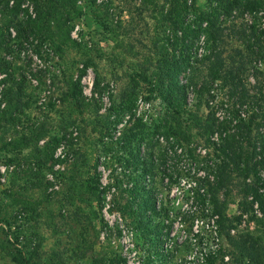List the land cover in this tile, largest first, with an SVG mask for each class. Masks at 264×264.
<instances>
[{"label":"trees","instance_id":"obj_1","mask_svg":"<svg viewBox=\"0 0 264 264\" xmlns=\"http://www.w3.org/2000/svg\"><path fill=\"white\" fill-rule=\"evenodd\" d=\"M13 1L10 4L11 0H0V157L6 166L14 165L10 175L15 182L13 187L0 191V234L7 237L0 240V251H5L8 264H41L38 260L41 259L42 227L58 234L67 230L76 231L73 227L77 226L81 227L77 237L82 240L77 249L87 255L94 252L99 244L98 225L103 196L97 164H91L87 152L85 155L81 150H75V143L70 137L67 138L68 146L65 143L64 157H56L66 132L64 135L53 134L49 112L43 111L42 114L36 110L39 100L46 98L45 92L50 91L47 98L51 97L50 83L46 78L52 66L51 60L58 57L64 64V56L80 46L72 31L83 8L78 0ZM26 2L32 4L34 16L23 7ZM140 3L142 9L151 13L150 17H146L148 22L153 21L151 48L146 53L129 48V53L135 58L141 57V60L134 64L129 75L132 86L127 98L124 97V106L114 107V111L117 114L131 111L143 95L145 99H158L165 104L168 114L156 124L157 133L163 128V133L170 138L174 136V141L189 145L194 137L192 130H198L197 135L211 148L208 157L199 158V161H203L214 176L213 180L202 179L201 184L206 187L214 211L219 214L220 235L226 238L228 244V248L223 247L216 255L208 256L205 264H264V232L231 234L234 222L240 221L241 217L231 220L226 212V202L219 200L220 195L231 197L233 189L241 187L245 197L252 195L258 201L264 215V192L260 191V187H264V179L259 175L260 167L264 166V82L261 83L258 78L263 68L252 65L254 61H264V29L258 32L255 23L241 22L239 30L234 33L239 41L247 45L227 53L221 48L225 22L220 20L222 13H232L234 9H264V1L210 0L208 10L196 6V0L191 4L188 0H140ZM108 4L111 5L112 0L105 3L86 0V8L94 7L95 23L112 30L115 35L108 23V13L102 10ZM143 18L145 20V16ZM11 29L16 30L15 35ZM178 31H181V37H177ZM200 36L204 37L206 47L202 52H196L194 41ZM13 41H18L20 46L23 43L34 45V52L44 61L45 68L28 71L26 67L18 66L13 57ZM84 55V67L75 78L71 77L63 97L67 107L72 112L77 110L82 116L86 108H90L86 105L82 89V78L89 66L96 69L93 92L101 94L104 90L102 74L96 62L101 60L102 54H94L86 47ZM252 69L254 85L251 90L248 73ZM33 78L36 86L32 85ZM181 79L185 82L181 83ZM214 85L235 100L227 109L228 118L224 120H219L215 112L210 111L204 116L190 108L189 90L199 98L205 94L213 98L211 90ZM244 106L246 114L242 115L241 108ZM97 117L101 119V115L97 114ZM106 120H109L107 135L112 137L113 121L108 117ZM72 125L76 126L71 131L70 124L62 128L70 134L76 127L82 128L76 120ZM138 125V128L144 126ZM97 131L101 133V139L104 138L102 131ZM152 141H148L150 147L158 143L153 145ZM138 144L125 154L127 163H132L145 174L154 175L156 165L153 160L158 156L148 150L142 153ZM121 149L127 151L118 139L108 146V150L114 151L113 160H121ZM70 152H74L75 157L68 164ZM158 160L163 163L165 151L159 154ZM57 164L67 166L55 169ZM48 175L60 183L55 193L48 192L50 187L57 185L51 178L48 179ZM250 177L255 180L248 182ZM153 181L154 178L152 184ZM128 192L133 198H127L122 209L132 223L148 232L149 236L150 227L144 218L148 210H155V185L148 187L140 178ZM56 205L58 209L51 208ZM244 205L243 211L247 212L250 206L247 203ZM13 234L14 240L9 238ZM68 246L69 243L65 244V248ZM72 249L75 250L74 247ZM101 252L102 258H94L96 264L120 259L118 253L112 250ZM64 253L66 251L53 250L47 264H56L55 261L64 264ZM228 255L230 258L226 261ZM158 256V252L151 253L147 257L149 264H156L154 259Z\"/></svg>","mask_w":264,"mask_h":264},{"label":"rangeland","instance_id":"obj_2","mask_svg":"<svg viewBox=\"0 0 264 264\" xmlns=\"http://www.w3.org/2000/svg\"><path fill=\"white\" fill-rule=\"evenodd\" d=\"M106 1L108 2V0H104V3ZM209 1L210 0H196L195 5L204 10H208L210 8ZM193 2L194 0H188L189 4ZM78 4L82 6L83 10L81 16L75 20L72 32L73 38L80 44V46L74 47L64 56L66 61L64 64L60 63L61 60L58 57H54V59L51 60L52 66H50L49 72L46 74L48 83H50L49 88H51L50 90L52 92L50 95L51 97L47 98L50 93L49 90V92H45L46 98L39 100L36 105V110L40 111L39 113L42 114L43 111L49 112L51 117V131L53 134L64 135L66 132V138L62 141L65 145V150L66 144L68 143L67 138L70 137L75 143V150H81L85 155L87 152L88 158L91 159V164H97L99 183L101 177L99 165L101 162L105 165V170L108 171L110 169L111 176L109 177L108 184L113 183L112 186L115 187V192L113 194L114 199L112 201L113 208L124 214L128 221L135 226L137 232V249L141 252L140 258L142 264H149L147 257L151 253L156 252L159 253V258H164L159 260L158 257H155L154 260L156 264H198L197 258L195 259L193 255L196 247L191 240L192 232L190 220L187 221V226L184 224L185 218L183 205L184 202L188 203V200L183 197L182 201L178 202V197L174 195L176 192L173 193L177 190L179 180L183 175V166L180 165L184 164L183 152L185 149H176V147L169 149L170 157L175 160L176 164L172 163L167 170L166 167H164L165 160H163V163H160L161 161L159 162L158 160L159 154L164 153V151L167 150L166 148L170 142V136L163 133V128H160V133L156 132V124L160 123L159 119H165L166 114H168L164 107L165 104L162 100L147 99L151 103V111L153 113L148 118H145V115L142 114L144 111H142L141 114H138V111H136L138 110V106H136L138 101H136V104L131 111L118 112V114L114 111V107L124 106V103L126 102L124 97L127 98L126 96L130 92L132 86L129 75L132 73L134 64L141 60V57H133L128 51L129 48L133 51L142 53H146L151 48L150 36L152 35L151 31L153 26L151 24L153 21L150 20L148 22L146 19V17H150L151 13L150 11L146 12V10L142 9L140 0H112V4L104 6L102 10L104 13H108V23L114 30V35L112 30H106L95 23L92 14L94 7L86 8V0H78ZM144 16L145 20L143 18ZM220 20L225 22L223 25L225 27V37L224 41L221 43V48H224L227 53H232L235 49L247 45V43L239 41L237 35L234 33L235 30H239L241 22H247V24L250 25L255 23L258 32L264 29V9L259 8L254 11L234 9L232 10V13H222ZM14 31L16 33V30ZM181 35V31H178L177 37H181ZM262 39H264V36ZM12 44V47H15L13 57H15L18 66L26 67L27 70L29 69L28 71L45 68L43 65L44 61L34 52V45L32 46L23 43V45L20 46L18 41H13ZM194 44L196 52H201L199 51V47L202 45L201 36L195 39ZM86 47L91 49L94 54H102L101 60L96 62L98 63L99 72L102 74L101 85L104 87V90L101 94L98 91L97 93L90 92L89 82L92 79L94 80L96 69L89 66L86 72V83L85 86H82V89L86 96V102L88 103H86V105H89L90 108H86L85 114L82 116L79 115L77 110H73L72 112L63 101V97L64 93L67 91L68 82L71 77L75 78L84 67L86 62V56L84 55V53H86ZM205 47L206 44L204 41L203 49ZM74 61H76V63ZM256 62L254 61L252 63L254 68H257L258 66L263 68V73L258 74V78L262 83L264 82V61L262 62L260 60L257 63ZM252 73L253 69L248 73V77H250L249 81L251 83L248 86L251 90L254 85V76L251 75ZM184 82L185 81L181 79V83ZM32 85H37L35 78L32 79ZM211 93L214 95L213 98L208 97L207 94H205L203 98H199L194 95L192 90H189L191 110L204 116L210 111L215 112V115L219 120L228 118L229 111L227 109H230L235 100L228 98L225 91L220 90L215 85L212 88ZM43 95L44 93L41 96ZM103 97L107 99L104 100ZM140 97L145 99L143 95ZM207 100H209L208 104L206 103ZM207 106H210L211 109ZM237 107H239V105H237ZM245 110V106L241 108L242 115L246 114ZM97 114L101 115L100 120H98ZM105 117H108L113 121L114 129L112 137L107 135V121L109 122V120H106ZM74 120H76L77 124L82 128L79 129L76 127L74 130H77V134H70V131L76 126L72 125ZM68 124L71 125L69 129L70 131L68 130L69 133L62 128ZM138 124H144V126L141 125V127L138 128ZM97 130L102 131L104 138L101 139V133ZM197 132V129L192 130L194 137L192 138L191 146L197 148L199 152L202 146L208 151L211 150L202 137L197 135ZM126 133L127 136H125ZM222 135H225V133H222ZM117 139L121 141V144L124 145V147L126 146L127 150L126 152L124 149L119 151V156L122 157L120 158L121 160L118 161L116 159L113 160L112 158L114 151L108 150V146H111L112 141ZM150 139L153 140V145L156 142L158 143H156L154 147H150L148 142ZM140 140H142V142H140ZM137 144L141 146L142 153L148 150L158 156L157 159L153 160L156 165L154 167L156 171L154 175L148 172L145 174L132 163H127V160L124 157L125 154L132 150L131 148L137 147ZM171 150L172 152H170ZM74 157V152L68 154L67 158L70 159L68 164L73 162ZM115 164L119 167L121 166L123 170L121 175L118 170L116 171ZM1 166H5V172L2 173L0 169V191L11 188L15 184L10 175L14 165L6 166L0 157V167ZM63 166L67 165L61 164L62 169ZM165 173H168L171 176L167 184L162 181ZM147 175L151 179L150 186L155 185V193H159L158 195H160L159 204L156 203L155 195V202L153 204L155 205V210H148L144 218L145 223L147 222L150 227L149 236H147L148 232L137 228V225L134 222L132 223L131 218H129L122 209L126 199L133 198L128 191L132 190L134 182L140 178L145 181ZM259 175L263 180L264 166L260 167ZM152 178L155 179V181H153L154 185L152 184ZM48 179L50 180L49 175ZM254 180V177H250L248 182ZM51 181L57 185L50 187L48 192L55 193L56 190H59L60 183H58V179L55 178H52ZM260 189H264V187H260ZM122 197L125 199H122ZM248 197H245L241 193V187L234 188L231 197L226 198L224 195L219 196L221 202H226V212L231 220L234 221L236 220V217H241L240 221L234 222L235 227L232 228L235 229L234 234L246 233L248 231L255 232V234H257V232H264V215L262 214L261 217L255 216L252 203L249 202ZM198 201L200 202V200ZM209 201H211V199H209ZM245 203L250 206V209L247 212L243 211ZM156 204L158 205V209L156 208ZM212 206L214 208L213 204ZM51 208L58 209V206H51ZM101 208L102 204L100 206V222L98 225L99 244L94 252L84 255L77 249V246L82 245V240H79L80 237H77L79 236L78 233H80L81 227L74 226L73 229H77L76 231L71 232V230H67L66 232L55 234L50 228H45L43 226L41 229V259L38 260V262H41V264H47L50 260L49 258L53 255V250L57 249L63 252L66 251L63 255L65 259L64 264H96L94 258H102L103 256L101 250H112L118 253L120 259L113 262L107 260L102 264H126V259H124L121 253L122 249L119 243V232L117 228L111 227L106 222L101 213ZM64 214L66 215L65 212ZM242 214L248 215L245 222H243L244 218L242 217ZM231 234L233 233L231 232ZM14 237L15 234L9 238L14 240ZM6 239L7 237L5 238V234H0V240ZM151 242H153V244ZM68 243L70 246L65 248V244L68 245ZM220 243L221 249L223 247L228 248L227 240L223 235H220ZM57 244H60L59 247H57ZM72 247H74L75 250H73ZM190 255L193 256L192 259L188 258ZM6 261L5 251H0V264H8ZM55 263L62 264L57 261H55Z\"/></svg>","mask_w":264,"mask_h":264},{"label":"built area","instance_id":"obj_3","mask_svg":"<svg viewBox=\"0 0 264 264\" xmlns=\"http://www.w3.org/2000/svg\"><path fill=\"white\" fill-rule=\"evenodd\" d=\"M99 2L104 0H98ZM13 0H11L10 4H13ZM81 3V1H80ZM24 8H28L29 13L34 16V10L32 4L29 2H26L23 4ZM12 34L15 35L14 29H11ZM73 35V32H72ZM202 45L199 47V51H203V44H204V37H201ZM87 73L82 78V84L85 86L86 83V76ZM184 81V80H183ZM90 92H93V84L94 80L92 79L90 82ZM105 97V96H104ZM103 97V98H104ZM107 98H104L106 100ZM137 105L138 106V114H141L142 111H144L145 118H148L150 115H152L151 111V103L142 97L137 99ZM77 134V131L75 130L73 134ZM217 138V135L216 137ZM181 148V150L185 149L184 153V164H181L180 166H183L181 179L179 180V185L176 191L175 196L178 197V202L182 201V198L185 197L188 200L187 202H184L183 205V213H184V224L187 226V221L190 220V227H191V235H192V242L193 245L196 247L194 250V257L197 258L198 264H205L206 258L210 255H216L220 248V231H219V214H217L214 211V208L211 204V201H209L210 197L207 193L206 187L202 186L201 180L204 178H208L210 180H213L214 176L211 174L207 169L206 165L203 161H199V158H204L205 156L208 157V150L206 148H203V146L200 148V152L197 150V148L191 146V143L189 145L180 144L176 141H174V138H170L169 145L167 146V150H165V161H164V167H166V170L168 167L174 163L176 164L175 160H173L170 157L169 149L171 148ZM65 145L62 143L57 151L55 156L56 157H64L65 155ZM176 151V150H175ZM172 152V150L170 151ZM193 154V156H192ZM56 168H60L61 165L57 164L55 166ZM174 167V166H173ZM2 173L5 172V166L0 167ZM105 165L101 162L99 165V172L101 174L100 177V189L103 191V203L101 208V213L103 217L105 218L106 222L111 226L117 228L119 232V243L121 246V253L124 259H126V264H142L140 254L141 252L137 249V232L135 226L131 224L126 216L122 214L120 211L115 210L113 208V199H114V192L115 187H113L112 184H108L109 177L111 176L110 169L107 171L105 170ZM116 171L118 170L119 174L121 175L123 173V170L121 166H117L115 164ZM52 179V176H50ZM169 178L171 176L168 173L164 174V178L162 181L167 184L169 182ZM4 180V178H3ZM145 185L150 186L151 179L147 175L145 180ZM110 185V186H108ZM108 186V187H107ZM107 187V189H106ZM261 192H264V189H260ZM159 193H156V203L159 204ZM173 195V196H174ZM200 200V202L198 200ZM249 202L252 203L253 210L256 217L262 216V211L260 209L259 203L257 200L254 199L252 195H249L248 197ZM156 204V208L158 209V205ZM242 217L244 218L243 222L246 221L248 215L242 214ZM231 232L234 234L235 229H231ZM166 244V243H165ZM166 248V247H165ZM192 255H190L188 258L192 259ZM225 260H229V256L225 257Z\"/></svg>","mask_w":264,"mask_h":264}]
</instances>
